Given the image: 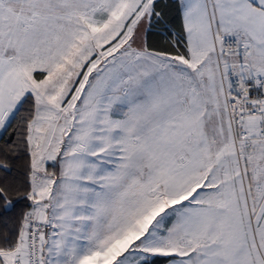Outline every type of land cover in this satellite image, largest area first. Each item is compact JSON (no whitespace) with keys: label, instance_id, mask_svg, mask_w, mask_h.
<instances>
[{"label":"snow or ice","instance_id":"snow-or-ice-1","mask_svg":"<svg viewBox=\"0 0 264 264\" xmlns=\"http://www.w3.org/2000/svg\"><path fill=\"white\" fill-rule=\"evenodd\" d=\"M0 264H264V0H0Z\"/></svg>","mask_w":264,"mask_h":264},{"label":"trees","instance_id":"trees-1","mask_svg":"<svg viewBox=\"0 0 264 264\" xmlns=\"http://www.w3.org/2000/svg\"><path fill=\"white\" fill-rule=\"evenodd\" d=\"M160 39V37H158V36H152V37H150V40H159Z\"/></svg>","mask_w":264,"mask_h":264}]
</instances>
